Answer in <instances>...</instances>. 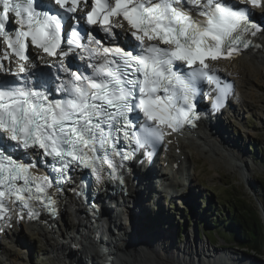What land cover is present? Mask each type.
<instances>
[{
  "label": "snow or ice",
  "instance_id": "6c2138e0",
  "mask_svg": "<svg viewBox=\"0 0 264 264\" xmlns=\"http://www.w3.org/2000/svg\"><path fill=\"white\" fill-rule=\"evenodd\" d=\"M84 8V16L74 15ZM254 8L264 9V0H0V39L7 44L0 50V73L15 77H0V221L12 220L5 201L20 206L18 219L25 218L24 209L29 219L38 217L37 205L54 215L56 201L48 190L54 181L67 183L70 169H88L102 181L105 166L117 172L113 157H130L125 145L134 152L192 123L201 83L213 86L219 105L232 86L208 61L232 58L250 45L246 34L264 30L249 20ZM66 16L110 35L126 22L139 44L125 50L104 46L91 32L85 39L77 27L65 33ZM29 41L59 58L55 77L20 75L36 68L28 63ZM77 50L89 60L90 73L64 64ZM21 150L26 155L16 158ZM45 164L49 174L38 173Z\"/></svg>",
  "mask_w": 264,
  "mask_h": 264
},
{
  "label": "bare ground",
  "instance_id": "6f19581e",
  "mask_svg": "<svg viewBox=\"0 0 264 264\" xmlns=\"http://www.w3.org/2000/svg\"><path fill=\"white\" fill-rule=\"evenodd\" d=\"M254 12L264 24V9L255 8ZM122 33L123 36L128 35L129 31L127 26L118 30L117 34L120 36ZM256 37L261 45L259 49L249 51V53L244 54L245 56L242 55L236 59L222 61L216 65L223 73H226L236 81L237 94L234 92L232 103H230V107L235 112H238L236 101L246 108L252 104V101L256 100V91L254 89L259 82L257 79V82L254 81L253 77L255 74L258 76L264 74V32L259 33ZM233 67L236 68L233 69ZM245 89L250 90V93L247 94L244 92L242 95V91ZM239 114L240 116L237 114L238 120L241 118V113ZM221 116H224L223 112ZM231 122L233 123L232 120ZM202 124L201 130H198L197 133L190 134V137L187 135H183L182 137L178 136L171 144L166 146L169 163L164 162L167 166L165 167L167 173L163 175H165L164 179L170 182L167 187L173 184H176L175 186L182 184L179 179V173L182 169L187 172L190 183L196 180L197 175L194 172L195 167L192 164L195 161L193 156L188 153L190 146L197 151L206 153L208 160L213 159L211 157L213 155L217 156V158H224L231 166L240 171L243 178H249L248 171H246L245 177L243 175V171L249 169V165L243 157L244 153L236 149L226 151L222 147L223 143L228 146L227 140L230 149L231 145L236 142L229 141V137L224 133L223 124L219 121V118L206 119ZM213 131L215 132L213 133ZM229 154H231L230 157L227 156ZM146 163L143 162L140 165L145 167L144 165ZM173 163L179 166L177 171L171 170L170 165ZM189 166L194 170L191 172V175V170L189 171L188 169ZM135 171L140 174L142 169L135 167ZM170 171L173 172L168 177L167 174H170ZM148 185L149 189H151V184L148 183ZM146 190L148 194L141 191L135 181L131 180L128 195L121 198L124 203L120 201L118 207L113 204L106 205L104 214H101L95 220L85 218L74 211L71 217L75 219L78 225L74 228L67 222V217L63 221L64 224L54 221L48 225L34 224L31 226L24 221L17 222L15 219H12L11 223L5 228V234L0 236V242L6 241L18 247L29 248V243H25L24 237L27 232L33 230H40V234L51 239H55V237L59 239L62 237L63 240L61 239V243L57 240V243H54L52 247L55 252L61 255V257L57 256L56 258L59 264H98L97 258L100 256L105 258V264H134L132 263L133 259L140 260L141 258H147L149 264H155L152 261V257L165 262V264L168 263L167 261H177L179 264H261V262L256 263L254 258L246 259L243 254L230 250V248L219 249L216 246H212L208 239H205V241L200 240L197 232L196 237L194 232L188 233L186 242L180 247L175 246L173 241L175 235L172 232L173 219L170 215H165L164 218L159 219L163 222L167 218L171 220V223L164 222L167 226L171 224V228L167 232H151L150 236L141 235L138 232L139 230L137 231L136 223L137 219L139 221L141 220V216L139 215L142 207L138 209L136 206L138 207L141 204L143 206V203L145 204L147 199V202H151L149 200L151 199L150 192L148 188ZM175 194L177 196L181 195L178 193ZM134 203L135 205L133 206L132 204ZM148 207L151 208V205L149 204ZM120 217H123V224L125 223L127 227L122 225V221L119 219ZM113 228L119 233H116ZM122 231L124 234L121 235ZM0 251L4 257H10V264L21 262L17 255H13L9 250L1 247V245Z\"/></svg>",
  "mask_w": 264,
  "mask_h": 264
},
{
  "label": "rangeland",
  "instance_id": "374dc122",
  "mask_svg": "<svg viewBox=\"0 0 264 264\" xmlns=\"http://www.w3.org/2000/svg\"><path fill=\"white\" fill-rule=\"evenodd\" d=\"M234 68L236 67H233V69ZM260 69H262V67H260ZM253 79L254 81L257 79L259 82L254 89V91H256V100L252 101V104L246 108L236 101L239 104V106L237 105L238 112L236 111L238 116H240L239 113H241L240 120L236 121L234 118L231 119L226 115L221 117L224 133L229 137V141L236 142L231 145V149L228 147V140V146L223 143L222 147L226 149V151L236 149L244 153L243 157L247 161L246 163L249 165V169L243 171V175L245 177V173L248 171L247 174H249V178H243L240 171L231 166L224 158H217V156L213 155L211 156L213 159H210L212 160L210 161L207 159L208 155L206 153L197 151L190 146L188 151L192 153L195 161V163L192 162V164L193 167L197 169L195 170V174L197 175L196 180L193 186H191L192 190L190 188L188 192L186 191L184 200L182 201L175 196L172 199V203L169 204V197L165 199V193H159V199H149L151 202H147V199L145 204L143 203V206L142 204L138 207L136 206L138 209L142 207L139 215L141 216V220L139 221L137 219L136 223L137 231L139 230L138 232L141 235L150 236L151 232H167L169 228H171V224L167 226L164 222L171 223V220L167 218L163 222L159 219L164 218L165 215H170L173 219L172 232L175 235L173 238L175 246L180 247L183 245L186 242L188 233L194 232L196 237L197 232L200 240L205 241V239H210L209 242L212 246H216L219 249L233 247L237 252L240 251L264 261V248H260L257 253H251L248 248H241L236 242L230 241L228 237L232 231V227H228V218L232 211L230 203L235 199V201L238 202L245 200L251 212L259 213L264 224L261 206L257 204L255 199L256 197L259 198L257 191L260 187V183H264V74L262 76L255 74ZM244 92L249 94L250 90L245 89L242 93ZM237 114L235 113L236 118ZM214 132L215 131H213V133ZM230 155L231 154L227 156L230 157ZM182 197L183 196L180 198ZM149 204L151 208L148 207ZM119 219L122 221V225L127 227L125 223L123 224V217ZM70 220L75 224H71ZM246 220L252 223L253 218L251 214L246 215ZM67 222H69L73 228L78 226L73 217L67 216ZM113 230L119 233L115 228H113ZM34 231L36 230L31 232ZM37 231L40 232V230ZM31 232H27L24 237L25 243H29V248L14 246L15 244L13 243H10L12 245H1V247L6 248L13 255H17L20 258L21 262L11 263L59 264L56 258L57 256L61 257V255L55 252L52 247L54 243H57V240L61 243L63 240L62 237L59 239H57V237L51 239L40 233L37 235ZM122 234H124L123 231L121 232V235ZM9 258V256L2 257L0 264H10L11 260ZM152 261L155 264H165V262L154 257H152ZM167 262L169 264H179L177 261ZM97 263L105 264V258L100 256L97 258ZM132 263L149 264L147 258H141L140 260L133 259Z\"/></svg>",
  "mask_w": 264,
  "mask_h": 264
},
{
  "label": "trees",
  "instance_id": "16d2710c",
  "mask_svg": "<svg viewBox=\"0 0 264 264\" xmlns=\"http://www.w3.org/2000/svg\"><path fill=\"white\" fill-rule=\"evenodd\" d=\"M257 192L259 198H256L261 202L264 209V183H260ZM235 200L230 203L232 211L230 212V219L228 218V227L231 226L232 231L228 237L230 241L236 242L241 248H248L251 253H257L260 248H264V224L259 213L251 212L245 200L239 202ZM250 214L253 218L252 223L246 220V215Z\"/></svg>",
  "mask_w": 264,
  "mask_h": 264
},
{
  "label": "water",
  "instance_id": "95a60500",
  "mask_svg": "<svg viewBox=\"0 0 264 264\" xmlns=\"http://www.w3.org/2000/svg\"><path fill=\"white\" fill-rule=\"evenodd\" d=\"M256 199V202H257V204H259L260 206H261V209H262V213H263V215H262V219H263V221H264V209H263V206H262V204H261V202L257 199V198H255ZM230 248V250H236L235 248H233V247H229ZM237 252V251H236ZM237 253H241V254H243L244 255V257L247 259V258H250V259H252V258H254V260H255V262L256 263H258V262H261V264H264V261L263 260H260V259H258V258H256L255 256H252V255H248V254H246V253H242V252H240V251H238Z\"/></svg>",
  "mask_w": 264,
  "mask_h": 264
}]
</instances>
